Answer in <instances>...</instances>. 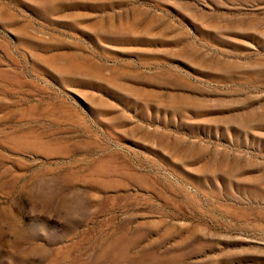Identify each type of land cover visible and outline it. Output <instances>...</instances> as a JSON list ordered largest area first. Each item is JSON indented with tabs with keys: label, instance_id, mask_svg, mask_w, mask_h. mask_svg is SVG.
Returning a JSON list of instances; mask_svg holds the SVG:
<instances>
[{
	"label": "rangeland",
	"instance_id": "rangeland-1",
	"mask_svg": "<svg viewBox=\"0 0 264 264\" xmlns=\"http://www.w3.org/2000/svg\"><path fill=\"white\" fill-rule=\"evenodd\" d=\"M0 264H264V0H0Z\"/></svg>",
	"mask_w": 264,
	"mask_h": 264
}]
</instances>
